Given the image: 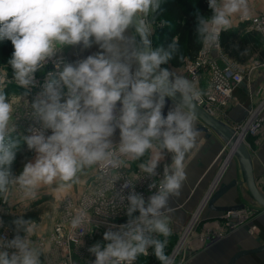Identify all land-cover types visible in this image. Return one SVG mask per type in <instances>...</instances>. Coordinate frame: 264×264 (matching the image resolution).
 Here are the masks:
<instances>
[{
    "label": "clouds",
    "instance_id": "1",
    "mask_svg": "<svg viewBox=\"0 0 264 264\" xmlns=\"http://www.w3.org/2000/svg\"><path fill=\"white\" fill-rule=\"evenodd\" d=\"M159 5L160 0H0V41H11L14 52L8 63L13 79L24 88L33 84L34 73L44 62L66 45L82 43L87 48L95 42L112 54L111 58L89 56L76 66L66 64L59 79L49 73L43 95L31 107L53 134L46 138L43 132L34 131L23 138L39 155L19 176H13L11 165L20 141L10 137L15 131L11 121L17 104L4 91L10 82L7 75L0 74V199L8 202L15 189L24 199L35 200L42 186L58 183L61 188L71 187L86 170L94 168L100 173L97 180L110 185L111 190L113 182L121 178L117 170L151 153L137 167L143 176L155 177L165 150L172 154L162 178L149 185L156 191L147 202L134 192L127 196V215L131 218L138 211L139 216L119 231L105 232L109 243L103 249L99 243L89 249L96 257L94 264H134L149 254V248L160 264H175L165 252L171 235L169 199L179 196L186 180L184 160L199 135L193 111L202 92L183 74L161 68L178 51V37L167 49H150L147 37L152 25L148 17ZM209 7L213 12L210 18L197 17V37L204 48L213 50L219 48L221 31L229 30L237 15L249 18L250 9L249 0H209ZM132 27L142 44L130 52L129 58L138 63L134 74L129 64L120 62L112 43L123 40L125 30ZM180 59L185 58L182 55ZM176 93L181 95L180 101H176ZM165 98L174 104L166 117L162 114ZM118 101L122 108L116 115ZM117 127L121 142L114 148L109 138ZM140 177L135 174L124 187ZM107 192L100 188L96 195L105 198ZM95 203L90 201L72 215L74 230L88 223L89 208ZM15 224L25 235L9 242L0 240V249L16 250L11 254L0 250V264H41L44 251L33 239L35 221L20 218Z\"/></svg>",
    "mask_w": 264,
    "mask_h": 264
},
{
    "label": "rangeland",
    "instance_id": "2",
    "mask_svg": "<svg viewBox=\"0 0 264 264\" xmlns=\"http://www.w3.org/2000/svg\"><path fill=\"white\" fill-rule=\"evenodd\" d=\"M204 1L207 2V4H209V0H204ZM249 9H250V14L253 16L255 15L258 16L260 14H263L264 13V0H249ZM244 20L245 19H242L239 15H237L232 20V27L227 31L229 32L231 30H238V34L241 35V37L247 36V37H250V39H252L251 43H249L248 45V48L251 49V53L246 62L242 64V63L237 62L234 59L228 58L222 51V48L220 46V39H221L222 34L227 31H222L219 35L220 36L219 49H217L216 51V57L218 58H216L215 55H212V54L208 55L209 57L208 59L215 60L217 63L218 61L223 63L222 58L224 57L226 60H228V64H230V67L232 66V68L234 67L239 72H242L241 82L238 85H236L234 89L231 88L229 97L227 99L225 98V100H223L222 103L218 102L220 104L219 107L216 104L211 106V104L208 103V96H209V93L212 91L211 87L213 85V79L211 80L210 64H208L210 62H207L206 65L200 64V66L196 69V73H194V71H190L191 70L190 68L188 69L190 73H188L187 71H184V73L186 74L185 77L188 78L189 80L194 81L195 86L202 92L201 100L204 102V104H206L207 106H209V108H211V111L214 112L216 117H218L219 119L225 122L227 121V117H228L227 114L230 108L235 106L236 100L234 98V92L240 86V84L244 82V85L248 86L251 83L253 84L255 82V79H258L259 75L264 76V37H263L264 35H262L261 32H258L255 30L257 28V25H255L254 21L249 20L245 22ZM151 25H152V31H153L154 27L156 26L154 25V23H151ZM250 29H253L255 31H252ZM65 47L66 46L58 49L55 52V56H57L60 59L63 58L66 61L67 57L62 55V52L64 51L63 49ZM202 47L203 46H201L196 59L190 63L194 65L197 64L196 62H198L199 60V57L201 54L200 51H202ZM9 60L10 59L0 62V74H6L7 80L11 81L13 80V70L10 64L8 63ZM66 62L67 64H71L68 60ZM161 68L168 70L167 65L161 66ZM49 73H48V70H46L44 67L43 68L40 67L34 73V79L48 81ZM189 74L191 75V78ZM53 78L59 79V76L55 75L53 76ZM203 79H205L206 84L201 85ZM39 85H40L39 88H41L40 91H43L44 87L41 86V82ZM255 85H257V89L255 90L253 89L252 92L250 93V96H251L250 100H252L251 104L253 105L251 106L252 108V111H251L252 113L250 112L251 114H253V111L257 110L258 108H260V112H264V93L262 94L260 92L261 88L259 86L261 85L259 84V82L258 83L256 82ZM7 86L8 85L5 86L7 88L5 89L8 90L6 95L11 97L14 103L17 104L16 109L13 113L12 121H11V124L15 129V131H13L12 133H15V135L18 137V140L24 142L23 143L24 145H22L24 149L15 153V155L18 154L19 156L18 158L19 164L16 170L14 171V176H19L20 174H22L24 167L28 163H33V164L35 163L39 155L35 151V149H29L27 143L24 141L23 138L29 136L30 127L33 124L34 125L37 124L40 127H43V124L35 116H34L35 119H32V121L34 122H32L31 119H29L31 115L30 110H32V112L34 113V110L32 109L31 105L34 101V94L36 93V89L34 88L30 92L29 91L26 92V90L22 89V87H20L18 84H12L9 87ZM262 89L264 91V86ZM62 91L66 93L67 89L64 88ZM61 102H64V97H62ZM216 107L218 108L216 109ZM119 110L120 109L117 106L114 114L119 115ZM227 123L235 124L232 122L230 123L227 122ZM44 129L46 131H43V134L47 135V137L53 134L51 129H46V128ZM116 129L120 132V129L118 127ZM245 140L247 144L249 145L251 153L253 152L254 154L253 155L254 161L256 160V164L257 165L259 164L262 166L260 170L261 176H260V173H257L259 174L258 175L259 177L257 179L258 181L257 184L259 185L260 189L264 192V178L262 176V174H264V161L261 160V158L258 156L257 154L258 150L256 149L258 142L262 140V135L260 136V134H257L256 136H249L245 138ZM118 142H121V139L112 144H116ZM228 156L229 154L227 151L224 159L223 160L221 159L220 162L218 163L217 170H215L216 173L213 174L214 176L212 178H214L215 176H218L219 174L218 171L222 167H224L225 169L220 173V176H221L220 180H221L222 175H224L223 173L224 172L226 173L228 171V167L231 168V165L229 166V163L231 162L232 157L226 163ZM136 162H131L130 167L122 168V170L125 171L127 178L129 179H135V174H139L134 169L135 167L133 164H135ZM237 166L238 165L236 163V167H235L236 180L239 179V173H238L239 169ZM160 170H163V169H159V170L157 169L156 171H160ZM231 172L233 173V171ZM95 173H96L95 168L86 170L85 174L81 175L79 182L72 184L71 187L61 188L59 187L58 183H53L50 186H42L39 189L37 193V198L35 200L24 199L22 197V194L19 191L14 189L9 197L10 200L8 202H5L2 199H0V214L5 213L7 215L9 214V215L21 216L27 211L34 212L36 210H39L40 211L39 218L32 219V221H35L36 225L41 224L43 220H46L49 223L53 222L54 223L53 224L54 226L52 228L53 231L55 230V227L59 224L62 229V235H64L63 237V240H64L65 237L68 236L69 228H67V224H69L68 222L71 221L72 215L71 213L65 214L64 210L62 209V203H65L67 200H71V203H72L71 210H74L75 207L80 205L81 199L84 196L87 197L86 198L87 201L84 203L85 207L87 203H89L90 201L100 199L99 197H97L96 193L97 191H99L100 187L102 186V183L101 181L96 179L98 175ZM158 176L159 174H157V176L155 177H152V180L154 179L155 181H158L157 179ZM142 178L143 179L146 178V180H141V177H140L133 182L137 185L138 189H141L142 186H144L143 187L144 189L147 188V184L150 181V179L147 176H142ZM209 185L211 186L209 191H211L213 185L211 184ZM86 190L88 194H85ZM131 191L135 192L137 190L135 188L134 191L133 190ZM111 195H113V198L111 197ZM90 198H93V199H90ZM119 198L120 197L117 195L115 191L107 192V196L103 198V212H102L103 222H105L106 224L103 223V226H100V227L96 225H92L96 223L92 219L89 218V221L92 223H89V225H87V228L85 230L86 233L81 237L79 242H76V244H71L69 250L62 249L61 247L59 248L57 243L55 242L56 247L53 248L55 250L54 256H53V252L51 253L52 258L53 257L55 258L53 264H60V262L58 261H62V259L65 261V258L68 257L67 256L68 252L72 256L71 257L72 263L74 260L78 259L82 261L83 259V260H86L87 264H94L95 262V258L93 257L94 254L91 253L89 249L96 243H99L101 245V248L103 249L109 243V241H106L104 239L105 232L110 231V230L114 232L119 231L120 226L127 225L131 218L139 216V212L136 211L132 214V217L130 218L127 215L128 204L120 203L122 201L118 200ZM126 199L127 197L125 198V200ZM240 203H243L245 205V209L241 213L232 212L237 216V218L233 219L231 222L225 219V217H223V219L221 220H214V219L208 220L207 217L204 216V214L198 213L196 216V212H195L193 216H190V218H188V221L186 222V225H184V228L180 234L174 235L171 233V235L168 237V243L165 249L166 254L170 255L174 259L175 264H182L184 261V257H185L184 249L188 245L200 243L202 240L206 241L207 237H209L208 238L209 242H212L213 237L210 236V233L214 234V236H216L215 238H218V237L221 238L227 233H231V229L233 228L236 229L240 226H249V229L253 232L251 234H253V236L256 235L258 238L257 240H260L263 242L264 241V228L261 227L263 225L259 222V220L255 219L258 217L257 214H259V210L261 209H259V207H254L253 204L249 202L242 201ZM91 209L89 208V215L93 216ZM241 214L243 216H241ZM105 218H108V219H105ZM0 220L2 221L1 217H0ZM202 228H204L205 230H202ZM52 233L53 232L51 231L48 237L46 236L49 240L52 239V235H53ZM24 235L25 233H23L21 237H23ZM41 237L43 238L44 236H41ZM160 239H164V238L160 237ZM6 251H8L11 254L12 252H15L16 250L9 248V250H6ZM152 251L153 250L149 248L148 249L149 254L146 256H140L137 259V261L134 262V264H160V262L152 254ZM174 252H177V253L173 256ZM52 258L50 257V259Z\"/></svg>",
    "mask_w": 264,
    "mask_h": 264
},
{
    "label": "crops",
    "instance_id": "3",
    "mask_svg": "<svg viewBox=\"0 0 264 264\" xmlns=\"http://www.w3.org/2000/svg\"><path fill=\"white\" fill-rule=\"evenodd\" d=\"M251 15V14H250ZM236 17V16H235ZM124 39L123 40H113L112 43L117 49L120 55V62L127 63L130 66V71L134 74L138 69V63L134 60L129 58L130 52L135 46H141L138 40L137 35L133 28L126 29L123 33ZM135 37L133 42L132 37ZM94 41V38H92ZM62 55L67 57L66 59L76 66L80 61L86 59L89 56H95L97 54H104L106 57L111 58L112 54L106 52L104 49L100 47L99 44L93 42L90 47H84L82 43H78L75 45H66L63 49ZM210 54L215 55L216 52H211ZM218 58V57H216ZM221 60V58H220ZM187 64H191L190 62L185 63L183 66L174 68L168 66V70L170 72H175L177 74L181 73L184 76L186 74L185 66ZM221 64V62H219ZM183 71V72H182ZM264 78L263 75H259L258 79H255V82L250 85H244V82L240 84V86L234 92L235 98V106L231 107L228 112L227 122L238 123L247 117V112L253 106L250 100L251 96L250 93L252 90L257 89L256 82L261 85V93L263 94V86H264ZM262 79V80H261ZM258 80V81H256ZM206 84L205 79H203L202 84ZM254 86V87H253ZM256 92V91H255ZM249 94V95H248ZM249 99V100H248ZM119 109L122 108V103L120 101L116 104ZM116 106V108H117ZM174 107V104L169 106L167 113ZM115 108V110H116ZM164 109V108H163ZM162 109V113H163ZM166 113V116H167ZM195 126H197V121L195 120ZM260 136L262 135V140L258 142L257 145V154L264 161V126L260 131ZM121 139L120 132L115 128L113 135L109 138L111 143H115ZM227 150L223 144V142L212 132L203 133L199 132L197 137L196 143L193 148L186 154L184 160V170L186 173V180L184 181L179 196H173L169 199V208L171 209L170 212L167 213L169 216V227L171 228L172 234H180L188 221L190 216H193L196 212V216L199 212L204 214L208 220H221L223 219L226 212H219L213 211L209 209L206 205V199L209 196V190L211 185L216 184L218 178L219 181L217 183V187L219 185L233 179L236 180V161L232 158L229 166L228 171L223 173L222 178L220 180V173L222 172V168L218 171V176L212 178L216 173L217 165L220 160L224 159ZM151 153H147L145 157L141 158V161H137L134 165V169L140 174L141 178L144 175L143 173L139 172L137 165L142 162L144 159L148 157ZM253 154V152H252ZM254 155V154H253ZM259 161V160H258ZM172 162V154L167 153L165 150L164 159L159 163L158 170L164 169L165 164H171ZM238 165V164H237ZM255 168L257 172L260 173L262 168L261 165L256 164V160L254 161ZM238 167V166H237ZM230 168V169H229ZM156 169V170H157ZM225 169V168H224ZM239 169V167H238ZM233 171V173L231 172ZM159 176L157 179L159 180L162 178L163 170L156 171ZM240 172V171H239ZM238 172V173H239ZM259 175V174H258ZM261 176V173H260ZM264 178V174H262ZM259 177V176H258ZM152 178V177H151ZM212 178V180H211ZM216 179V181H215ZM258 179V178H257ZM241 174L239 173V179L237 180L240 182ZM211 181V183H210ZM258 183V181H257ZM214 184V186H215ZM259 187V185H258ZM260 188V187H259ZM209 193V194H208ZM208 200V199H207ZM247 202L249 201L245 186L243 184H238L233 189H230L223 197H221L218 202L215 204L216 206H223V205H233L239 204L240 202ZM257 207L256 205H253ZM260 209V208H259ZM258 211V210H256ZM258 217L255 218L259 220V222L263 225L261 226L264 228V211L261 209L259 210ZM195 216V217H196ZM54 223H49L46 220H43L41 224L36 225L35 235L33 239L37 242V244L43 249L44 253L41 255V264H53L55 258H52L51 253L53 252V256L55 253L54 244L52 241L49 240L47 237L53 232L52 228ZM202 230H205L202 228ZM249 229V226H240L236 229H231V233H227L226 235L222 236L221 238H215L214 234L210 233V236L213 237L212 242H209L207 237L206 241H202L200 243L190 244L184 249V261L182 264H227L230 257L240 251V250H248L252 249L260 244L264 243V241L257 240V236H253L252 231ZM41 236H44L43 238ZM47 236V237H46ZM202 238V237H201ZM260 239V238H259ZM177 253V252H175ZM50 257L52 259H50ZM72 264H87L86 260H74ZM234 264H264V252L258 253L255 255L244 256L240 258Z\"/></svg>",
    "mask_w": 264,
    "mask_h": 264
},
{
    "label": "built area",
    "instance_id": "4",
    "mask_svg": "<svg viewBox=\"0 0 264 264\" xmlns=\"http://www.w3.org/2000/svg\"><path fill=\"white\" fill-rule=\"evenodd\" d=\"M249 20L254 21L255 25H257V28L255 30L258 32H261L262 35H264V30H263V28H264V13L260 14L258 16L257 15H255V16L250 15V17L246 18L244 21L246 22ZM250 30L255 31L253 29H250ZM219 38H220V36H219ZM213 51L216 52L217 49L208 50V49L202 47V51H200L201 54H200L199 60H198V62H196L197 64H195V65L192 63L187 64L185 66V68H186V71L188 73H190V71H194V73H196V69L200 66V64L206 65L207 62H210L208 64H210L211 80L213 79V85L211 87L212 91L209 93V96H208V103L211 104V106L216 104L219 107L220 104L218 102L222 103L223 100H225V98L227 99L229 97V93L231 91V88L234 89V87L241 82V80H242L241 79V77H242L241 73L242 72H239L234 67L232 68V66L230 67V64H228V60H226L224 57L222 58L223 63H221V64H219V61L217 63L215 60L208 59L209 58L208 55ZM66 61L63 58H61V59L58 58L54 54L51 58L47 59L44 62L42 68L44 67L46 70H48V73L49 72L52 73L53 76H55V75L59 76V72L62 71L64 65L67 64ZM57 63H59V65H60L59 68L56 67ZM189 68L191 69L190 71L188 70ZM189 76L191 78L190 74H189ZM40 82H41V86L44 87V85L47 83V80H36V79H34L33 84L27 88H24L20 85L19 86L22 87V89H25L26 92H28V91L30 92L31 90H33L35 88L36 89V93L34 94V101H35L37 98H40L44 92V90L40 91V89H41V88H39ZM12 84H17L14 79L11 80L6 85L10 86ZM224 92H226L227 94L223 95V94H225ZM221 93H223V94H221ZM198 103L206 106L208 108V110L210 111V113L216 117L214 112L211 111V108H209V106L204 104V102L202 100H201V102H198ZM218 107H216V109ZM251 111H252V108L247 113V117L245 118L246 120H243V121L235 123V124H229L233 128L235 133L236 132L239 133V127H241V124L245 123V122H249L248 131L247 132L245 131V133L243 135L244 138H247L249 136H256L257 134H259L262 126L264 125V114H263L264 112L258 111L255 114L254 113L251 114L252 113ZM30 113H31V115H30L29 119H31V121H32V119H35V117L33 115L32 110H30ZM249 114H251L250 117H249ZM216 118H218V117H216ZM32 122H34V121H32ZM34 131L43 132L46 130L37 124H35V125L33 124L30 127L29 136L32 135ZM250 132H252L253 135H251ZM45 137L47 138V135H45ZM119 144H120V142H118L116 144H112V145L115 148ZM117 171L120 172L121 178L113 182V188L110 190V185H105L104 181H101L102 186L100 188H106V189H108V191H111V192L115 191L117 193V195L120 197L118 200L122 201L120 203L128 204L129 202L127 199L125 200V198L129 194L133 193L131 190L134 191L135 188L137 191H135L134 193L141 194L146 202L148 201L149 197L152 194H154V192L156 191V189H151V190L149 189V185L154 181V179L152 180L151 177H148L150 179V181L148 182L147 188H145V189L143 188L144 186H142L141 189H138V187L135 183H132L131 185H129V187H124V185L127 183L129 178H127L126 173H125V171L122 170V168L117 170ZM95 174H97L98 176L100 174L97 169H96ZM105 179L108 180V179H110V177H106ZM141 180H146V178L145 179L141 178ZM216 187H214L212 189L210 194H212L216 190ZM85 194H88L87 190L85 191ZM111 197L113 198V195H111ZM121 197H124V199L121 200ZM86 198L87 197H85V196L82 197L80 205L75 207L74 210H71V208H72L71 200H67L65 203H62V209L64 210L65 214L71 213V215H73V214H75L77 209H80L81 207H85L84 203L87 201ZM93 198H90V199H93ZM95 201H96V203L93 204L92 207H90V209L92 208L91 212L93 213V216L89 215V218L92 219L96 223V224H92V225H96V226L100 227V226H103V223L106 224L105 222H103V213H102L103 212V198L97 199ZM70 204H71V208H69ZM87 205H88V203H87ZM242 211H244V210H242ZM242 211H238V212L241 213ZM228 213H230L231 215L234 214L232 212H228ZM230 214H227V212H226V215L229 216ZM105 219H108V218H105ZM225 219H226V217H225ZM0 222H2V221L0 220ZM68 223H69V224H67V228H69L68 229V236L65 237L64 240H63L64 235H62L61 226L58 224L55 227V230L52 233L53 235H52V239H51L52 244H54V247H56L55 246L56 245L55 242H56L59 248L61 247L62 249L69 250L71 244H76V242H79L81 237L86 233L85 230L87 228V225H89V223H92V222L88 221L87 224H84L75 230L72 228L71 223L70 222H68ZM10 235H11V233L6 226V223L2 222V224H0V240H3L4 242H9L10 241ZM0 250H9V248L0 249ZM175 254L176 253L174 252L173 256ZM67 256L68 257L65 258V261L62 259V261H58V262H60V264H72V262H71L72 256L69 254V252H68ZM93 257L96 259L95 255Z\"/></svg>",
    "mask_w": 264,
    "mask_h": 264
},
{
    "label": "trees",
    "instance_id": "5",
    "mask_svg": "<svg viewBox=\"0 0 264 264\" xmlns=\"http://www.w3.org/2000/svg\"><path fill=\"white\" fill-rule=\"evenodd\" d=\"M206 3V4H205ZM213 15L209 4L204 0H160L159 8L150 14L149 22L154 23L153 31H151L152 48L167 49L173 42L174 38L178 37V51L173 55L172 59L166 64L161 66H171L178 68L183 66L187 62H192L196 59L198 52L201 48V44L198 43L197 26L198 16L210 18ZM252 39L247 36L238 34V30H231L224 32L220 39V46L224 54L231 59L236 60L239 63H244L248 60L251 49L248 48ZM243 54L242 53H245ZM14 47L10 40L0 41V62L11 59ZM184 56V60L180 59ZM9 87V86H8ZM7 89V88H6ZM5 89V93L7 91ZM10 137L14 140H18L15 133H11ZM20 141V140H19ZM24 142L20 141L16 152L21 151ZM18 154L15 155V159L11 165V172L14 176V171L18 166ZM40 211L25 212L21 216L0 214V217L4 223H6L13 240L17 235H22L24 232L17 229L15 221L23 218L24 220H32L39 218Z\"/></svg>",
    "mask_w": 264,
    "mask_h": 264
},
{
    "label": "water",
    "instance_id": "6",
    "mask_svg": "<svg viewBox=\"0 0 264 264\" xmlns=\"http://www.w3.org/2000/svg\"><path fill=\"white\" fill-rule=\"evenodd\" d=\"M135 20L136 18L134 17V22ZM132 28L135 31V28L134 27ZM137 37L140 45L142 46L140 36L137 35ZM147 38L150 41V49L153 50L151 34ZM175 99L176 101H180L181 95L179 93H176ZM172 104H173L172 99L165 98V106L162 113L165 117L169 106H171ZM193 114L198 124L196 126L198 132L214 133L223 142L226 150L228 152L231 151L230 157L232 156V158H234L235 161L237 162L240 171L239 173L241 174L240 182L233 179L223 184L221 183L219 185L220 187H218L206 201L207 207L213 211H219V212L237 213L238 211L244 210L245 205L243 203H239V204L236 203L233 205H223V206L215 205L218 202V200L221 197H223L230 189H233L238 184H243L245 186L247 196L249 199V201L247 202L256 205L257 207H259L264 211V192L258 187L257 184L258 172L254 165L253 154L251 153L249 145L247 144L245 138L238 141L235 131L229 124L213 116L206 106L201 105L198 102L195 104ZM262 252H264V243L252 249L240 250L234 253L230 257L227 264H234L244 256L255 255Z\"/></svg>",
    "mask_w": 264,
    "mask_h": 264
},
{
    "label": "bare ground",
    "instance_id": "7",
    "mask_svg": "<svg viewBox=\"0 0 264 264\" xmlns=\"http://www.w3.org/2000/svg\"><path fill=\"white\" fill-rule=\"evenodd\" d=\"M225 94H223V93H221V94H223V95H226L227 93L226 92H224ZM251 110V109H250ZM258 111H260V108H258L257 110H254V114L256 113V112H258ZM249 112V111H248ZM247 112V113H248ZM264 114V113H263ZM250 116H251V114H249ZM248 127H249V122H245V123H242L241 124V127H239V133H237L236 132V137H237V139H238V141H240V140H242V139H244V137H243V135H244V133H245V131L247 132L248 131ZM263 127V126H262ZM262 129V128H261ZM251 133V135H253V133L252 132H250ZM230 153H231V151L230 152H228V154H229V156H228V158H227V161H226V163L231 159V157H230ZM224 170V167H222V171ZM216 181V180H215ZM218 181H219V179L217 180V182H216V184L218 183ZM214 184H215V182H214ZM214 184H213V186H212V189L214 188V187H216V186H214ZM215 184V185H216ZM212 189H211V191H212ZM210 191V192H211ZM211 195V194H210ZM210 195L208 196V198L210 197ZM207 198V199H208ZM207 199H206V201H207ZM199 213V212H198ZM227 214H230V213H228L227 212ZM241 216H243L242 214H241ZM245 216H247V215H245ZM224 217H226V219H228V221L229 222H231L233 219H235V218H237V216L235 215V214H230L229 216L228 215H224ZM251 232V231H250Z\"/></svg>",
    "mask_w": 264,
    "mask_h": 264
}]
</instances>
